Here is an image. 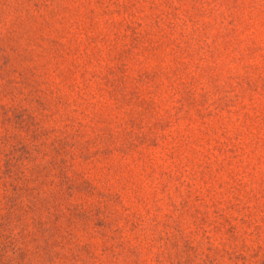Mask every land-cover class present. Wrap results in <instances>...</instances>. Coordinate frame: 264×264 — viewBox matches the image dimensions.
I'll return each instance as SVG.
<instances>
[{
    "label": "rangeland",
    "instance_id": "rangeland-1",
    "mask_svg": "<svg viewBox=\"0 0 264 264\" xmlns=\"http://www.w3.org/2000/svg\"><path fill=\"white\" fill-rule=\"evenodd\" d=\"M0 264H264V0H0Z\"/></svg>",
    "mask_w": 264,
    "mask_h": 264
}]
</instances>
